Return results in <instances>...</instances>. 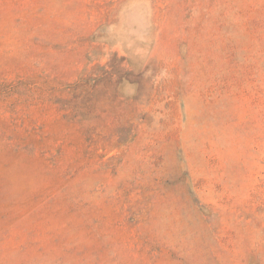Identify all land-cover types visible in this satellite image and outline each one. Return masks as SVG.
Wrapping results in <instances>:
<instances>
[{
	"label": "rangeland",
	"instance_id": "rangeland-1",
	"mask_svg": "<svg viewBox=\"0 0 264 264\" xmlns=\"http://www.w3.org/2000/svg\"><path fill=\"white\" fill-rule=\"evenodd\" d=\"M0 264H264V0H0Z\"/></svg>",
	"mask_w": 264,
	"mask_h": 264
}]
</instances>
